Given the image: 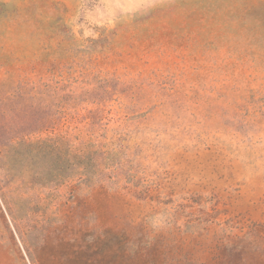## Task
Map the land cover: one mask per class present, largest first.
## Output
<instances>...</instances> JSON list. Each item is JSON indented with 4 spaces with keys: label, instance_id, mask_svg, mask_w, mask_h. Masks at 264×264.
Wrapping results in <instances>:
<instances>
[{
    "label": "rangeland",
    "instance_id": "rangeland-1",
    "mask_svg": "<svg viewBox=\"0 0 264 264\" xmlns=\"http://www.w3.org/2000/svg\"><path fill=\"white\" fill-rule=\"evenodd\" d=\"M0 264H264V0H0Z\"/></svg>",
    "mask_w": 264,
    "mask_h": 264
}]
</instances>
